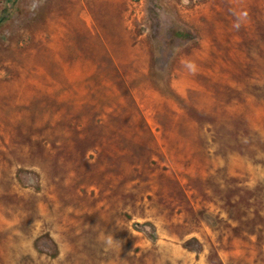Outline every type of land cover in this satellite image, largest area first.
<instances>
[{
	"label": "rangeland",
	"instance_id": "374dc122",
	"mask_svg": "<svg viewBox=\"0 0 264 264\" xmlns=\"http://www.w3.org/2000/svg\"><path fill=\"white\" fill-rule=\"evenodd\" d=\"M0 264H264V0H0Z\"/></svg>",
	"mask_w": 264,
	"mask_h": 264
},
{
	"label": "trees",
	"instance_id": "16d2710c",
	"mask_svg": "<svg viewBox=\"0 0 264 264\" xmlns=\"http://www.w3.org/2000/svg\"><path fill=\"white\" fill-rule=\"evenodd\" d=\"M177 35H178L179 37H183L184 34H182V33H177Z\"/></svg>",
	"mask_w": 264,
	"mask_h": 264
}]
</instances>
